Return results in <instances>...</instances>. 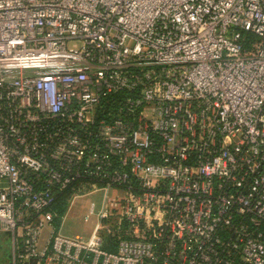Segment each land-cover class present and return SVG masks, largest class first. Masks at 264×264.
Instances as JSON below:
<instances>
[{
	"label": "built area",
	"instance_id": "built-area-1",
	"mask_svg": "<svg viewBox=\"0 0 264 264\" xmlns=\"http://www.w3.org/2000/svg\"><path fill=\"white\" fill-rule=\"evenodd\" d=\"M0 231L12 264H264V0H0Z\"/></svg>",
	"mask_w": 264,
	"mask_h": 264
},
{
	"label": "rangeland",
	"instance_id": "rangeland-1",
	"mask_svg": "<svg viewBox=\"0 0 264 264\" xmlns=\"http://www.w3.org/2000/svg\"><path fill=\"white\" fill-rule=\"evenodd\" d=\"M96 196H87L78 199L70 210V216L65 222V228H68V232L74 234L78 229H90V224L78 220L76 215L79 212L86 213L89 210L90 202L95 199ZM99 203V201L97 200ZM99 207L96 208L98 211ZM13 250L11 244V238L9 233L0 231V264H12Z\"/></svg>",
	"mask_w": 264,
	"mask_h": 264
},
{
	"label": "trees",
	"instance_id": "trees-1",
	"mask_svg": "<svg viewBox=\"0 0 264 264\" xmlns=\"http://www.w3.org/2000/svg\"><path fill=\"white\" fill-rule=\"evenodd\" d=\"M64 209H65V207H64V204H63L62 206H60V211H64Z\"/></svg>",
	"mask_w": 264,
	"mask_h": 264
}]
</instances>
